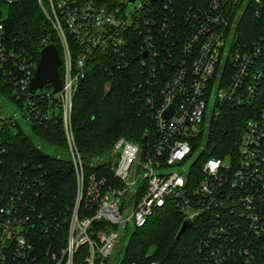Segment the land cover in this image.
Segmentation results:
<instances>
[{"label": "built area", "instance_id": "1", "mask_svg": "<svg viewBox=\"0 0 264 264\" xmlns=\"http://www.w3.org/2000/svg\"><path fill=\"white\" fill-rule=\"evenodd\" d=\"M38 2L61 51V89L53 92L52 84L44 85L50 89L46 92L29 89L36 65L6 48L2 25L0 81L7 77L11 94L23 99L19 108L26 121L45 116L43 101L50 106L45 109L49 115L62 110L77 190L66 246L60 255L51 253L52 264H74L85 245L87 264L110 257L120 229L143 227L167 204L202 228L192 264H264V0H208L183 12L168 4L161 9L158 0ZM247 21L251 27L246 30ZM132 34L140 41L133 43ZM48 39H43L44 46L53 44ZM134 44L145 67V83L153 89L147 101L156 104L155 133L146 140V131L144 143L124 137L115 141L112 170L122 183L117 187L94 174L85 178L70 113L88 62L102 54L126 55ZM226 104L244 107L249 115L236 153L206 156L205 148L193 157L205 124ZM17 117H0V131L4 121L18 123ZM4 152L0 145V164ZM135 161L141 166L131 173ZM17 180L12 193H0V264H42L30 238L33 207L27 200L36 180ZM81 203L93 213L79 217ZM93 220L118 229L101 230L92 239L88 232Z\"/></svg>", "mask_w": 264, "mask_h": 264}, {"label": "trees", "instance_id": "2", "mask_svg": "<svg viewBox=\"0 0 264 264\" xmlns=\"http://www.w3.org/2000/svg\"><path fill=\"white\" fill-rule=\"evenodd\" d=\"M207 1L158 0V4L161 9L168 4L176 12H183L191 5ZM0 25L6 48L30 57L34 65L39 62L46 37L56 45L61 55L57 37L38 0H17L12 4L0 2ZM132 36L133 43L140 41L141 37L137 34ZM74 54H77L76 49ZM61 70L60 67V77ZM4 78L0 81L1 94L21 107L23 99H16L11 94L12 85L7 77ZM145 78L141 53L135 44L130 46L126 55L102 54L88 62L74 93L70 113L74 146L86 179L94 174L97 179L104 178L107 185L121 187L122 183L114 177L112 170L115 141L124 137L144 143L146 131V140L154 135L153 112L156 104L147 101L153 89L145 83ZM49 107L48 102L43 101L45 116L41 120L27 121L30 133H26L19 123L12 124L9 120L2 123L0 131V145L5 149L0 164V193H12L18 186L19 176H26L29 183L34 179L37 181L26 192L29 206L33 207L30 215L34 225L30 238L37 260L42 264H52L51 253L60 255L66 244L68 221L77 190L62 110L55 109V114L49 115L45 110ZM248 117L246 108L224 105L208 126L206 156L226 157L230 152L236 153ZM45 147L54 149L58 154L45 151ZM59 153H66L67 156ZM92 213L81 203L79 217ZM184 220V213L172 204L157 209L143 227L129 230L118 264H192L202 228L192 221L176 238ZM111 229L116 230L118 226L93 220L88 233L95 239L97 232ZM88 251L86 245L79 248L74 264H87ZM108 260L109 257L104 260L96 257L94 264H101V261L108 264Z\"/></svg>", "mask_w": 264, "mask_h": 264}, {"label": "rangeland", "instance_id": "3", "mask_svg": "<svg viewBox=\"0 0 264 264\" xmlns=\"http://www.w3.org/2000/svg\"><path fill=\"white\" fill-rule=\"evenodd\" d=\"M4 9V7H3ZM245 29H249L251 27L250 23H247L244 25ZM47 90H50L49 87L47 86H42L37 90V92H46ZM21 109L13 103L11 100H9L4 94L0 93V117H10V116H18L17 121L21 128L26 132L30 133V126L27 123V121L21 116ZM207 137H208V124H205V127L203 128L202 135L200 137L199 143L197 147L194 150L193 157L199 156L201 153H203L204 149L206 148V143H207ZM45 151L49 153H54L58 154L55 152L54 149L45 147ZM59 155L66 157V153H59ZM110 156H108L109 158ZM226 162L230 161V158L227 157L225 158ZM141 166L140 161H135L132 166L131 173H134L135 171H138L139 167ZM74 207V205H73ZM121 207L123 208V203H121ZM123 213V211H122ZM130 225V224H129ZM131 226V225H130ZM129 226V228H130ZM130 230V229H129ZM129 230H126L125 228L120 229L118 237L116 238L115 242V248L114 251L112 252L111 256L109 257L108 264H118L122 257V249L126 245L127 239H128V233ZM67 243V240H66ZM66 246V244H65ZM64 246V247H65Z\"/></svg>", "mask_w": 264, "mask_h": 264}, {"label": "water", "instance_id": "4", "mask_svg": "<svg viewBox=\"0 0 264 264\" xmlns=\"http://www.w3.org/2000/svg\"><path fill=\"white\" fill-rule=\"evenodd\" d=\"M61 63L62 60L57 47L54 44L45 45L40 50L39 62L30 80L29 89L34 91L44 85L52 84L53 92H58L61 89L62 83L58 71ZM170 113V111H167L165 115L168 117ZM189 225V220H184L176 234V238H179Z\"/></svg>", "mask_w": 264, "mask_h": 264}]
</instances>
